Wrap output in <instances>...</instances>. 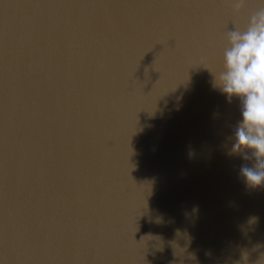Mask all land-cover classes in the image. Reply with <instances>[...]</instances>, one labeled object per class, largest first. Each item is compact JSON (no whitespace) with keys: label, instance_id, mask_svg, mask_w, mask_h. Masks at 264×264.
I'll use <instances>...</instances> for the list:
<instances>
[{"label":"water","instance_id":"95a60500","mask_svg":"<svg viewBox=\"0 0 264 264\" xmlns=\"http://www.w3.org/2000/svg\"><path fill=\"white\" fill-rule=\"evenodd\" d=\"M235 2L0 0V264H264L214 86Z\"/></svg>","mask_w":264,"mask_h":264},{"label":"clouds","instance_id":"9594fccd","mask_svg":"<svg viewBox=\"0 0 264 264\" xmlns=\"http://www.w3.org/2000/svg\"><path fill=\"white\" fill-rule=\"evenodd\" d=\"M245 0H236L239 12ZM223 68L214 75L215 87L229 102L239 100L241 119L232 144V155L254 160L241 166L240 176L251 189L264 188V8L249 16L246 27L226 33Z\"/></svg>","mask_w":264,"mask_h":264}]
</instances>
